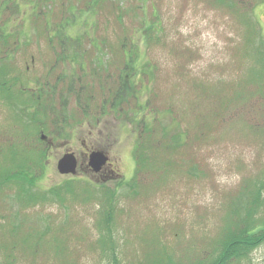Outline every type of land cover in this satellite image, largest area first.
<instances>
[{
  "label": "rangeland",
  "instance_id": "rangeland-1",
  "mask_svg": "<svg viewBox=\"0 0 264 264\" xmlns=\"http://www.w3.org/2000/svg\"><path fill=\"white\" fill-rule=\"evenodd\" d=\"M73 1L78 7L87 3V0ZM232 1L103 0L97 4L95 15L75 13L64 31L72 37L79 36L80 48L100 56L104 63L110 59L115 65H122L123 51L129 47L128 37L138 43L140 56L136 61L137 68H141V62L149 63L146 79L149 81L153 77L152 90L145 91L139 98L143 104L147 101L148 106L142 109L146 119H151L154 109L173 107L182 128H196L189 112L192 109L190 105L199 103L197 111L202 113L205 97L214 100L217 119L209 121L206 140H192L190 151L193 153L185 149V154L174 153L172 160H168L170 165L161 162V166L165 165L160 170L161 179L152 178L148 197L142 195L133 199L126 191V182L135 173V121L138 119V113L132 111L135 100L130 97L122 107L107 110L98 122V118L78 117L70 103V111H73L76 121H72L59 137H43L46 152L41 175L33 187L47 195L54 187L73 182L77 192L81 187H87V181L92 194H79L80 197L74 200L67 196L62 202L64 205L55 202L56 198L52 196L49 200L28 206L20 204L14 189L9 188V195L0 197V264H51L52 257H55L52 247L45 248V254L37 255L27 249L38 233L42 236L41 241L54 243L53 237L61 238L60 232L69 240L70 255L77 254L81 264L98 263L96 253L99 248L92 251L89 246L96 245L99 236L95 224L103 210L100 198L105 187L113 189L117 186L113 238L122 255L139 258L138 255L150 251L151 245L173 255L185 248L189 241L196 243L218 235L229 205L232 206L248 184L253 186L264 179V110L259 108L255 98L249 99L245 106L243 103L254 89L251 84L243 85V79L254 63L251 53L254 54L252 48L258 41L257 37L264 36V0L249 10V19L242 15L245 12L239 10L242 5H233ZM41 6V11H46L47 6ZM28 8L26 4L9 30L20 31L24 22V30L33 38L36 30L41 31L44 19L40 15L34 23L30 22ZM51 9L53 13L48 14L49 19L55 23L61 13L53 3ZM67 15L65 13L63 17ZM149 23L152 28L145 27ZM96 36L106 42L102 49L93 51L91 40ZM40 46L42 56L46 58L44 42ZM24 51L15 55L19 61L15 63V74L20 81L32 75L25 70L21 72L22 59H28L30 52L35 59L39 55L35 47L26 53ZM113 71L116 73L115 69ZM240 91L245 101L242 98L239 102L230 99ZM251 104H254L253 109L249 108ZM9 116V109L0 103V130L10 129L12 120ZM158 116L161 123L169 121L168 112H158ZM171 124L169 121L170 127L173 126ZM90 130L93 136L102 138L100 147L107 149L112 157L123 158L122 175L117 180L96 183L94 179L58 172L56 164L64 151L72 149L79 152L82 140L88 141ZM29 139L36 143L33 134L30 133ZM189 159L200 169L195 176L187 174ZM66 219L68 224H65ZM62 225L66 228L63 229L64 234L59 230ZM172 226L176 229L172 230ZM160 233H163L161 237ZM155 237L156 242L151 244ZM53 264H56V258ZM249 264H264V242L250 253Z\"/></svg>",
  "mask_w": 264,
  "mask_h": 264
},
{
  "label": "trees",
  "instance_id": "trees-1",
  "mask_svg": "<svg viewBox=\"0 0 264 264\" xmlns=\"http://www.w3.org/2000/svg\"><path fill=\"white\" fill-rule=\"evenodd\" d=\"M100 1L103 0H87L84 7H78L73 0H0V103L9 109L11 114L9 117L12 120L10 129L5 127L0 130V197L9 195V188H13L20 204L34 206L49 200L52 196L56 198L55 202L63 205L65 203L62 202L67 196L73 200L80 197L79 194L88 193L87 195L91 196L92 190L88 188L87 181H85L87 187H81L77 192L73 182L54 187L47 195L43 190L33 187L43 167L46 152L43 137L47 135L59 137L67 131L66 128L71 126L72 121H76L72 115L73 111H70V103L73 104V110L78 117L100 118L107 110L118 109L123 103H128L130 97L135 100V106L132 108L134 113H138V119L135 121V173L126 182L128 187L126 191L133 199L142 195L149 196L147 192L152 178L155 176L161 179L160 170L165 168V165L161 164L167 162L170 165L171 162L168 160H172L174 153L185 154V149L191 152L193 139L208 138L209 121L217 119V107L210 97L204 98L202 113L197 111L199 103L190 105L192 109L189 112L196 128L188 126L182 128L180 119L175 117L173 107L154 109L153 117L146 119L142 109L148 106L147 101L143 104L139 102V98L150 89L153 77L147 81L146 76L149 72L146 69H149L150 64L144 60L145 63L141 62V68H137L136 61H139L140 56V48L136 45L138 43L128 37L129 47L123 51V63L115 65L112 60L109 61L110 59L104 63L100 56L89 54L86 48H80L79 36L72 37L64 31V27L72 21L75 13L87 12L95 15ZM222 1L224 0H219ZM262 1L234 0L232 3L242 5V8L237 9L245 12L242 15L249 19V10L253 9L255 3ZM51 3L55 4L61 13L60 19L55 23L50 21L48 15L53 13ZM26 4L29 5L30 22L34 23L40 15L44 19L41 31L36 30L33 38L24 30V22L20 31L9 30L13 26L12 21L25 10ZM41 4L47 6L46 11H41ZM65 13L68 15L63 17ZM145 27L152 28V24H146ZM9 36L12 38L9 39ZM257 38L258 41L252 48L254 54L251 53L254 63L249 66L243 79V85L251 84L254 89L246 101L242 91L236 92L230 99L239 102L242 98L245 106L249 99L255 98L258 100L259 108L264 110V36ZM43 42L48 55L46 58H43L40 49ZM105 42L96 36L95 40H91L93 51L102 49ZM33 47L38 51L37 59L30 52L28 59H22L24 62L20 65L21 72L25 70V73L32 75L20 81L19 76L15 74L17 67L15 63L19 62L15 55L18 51L23 54V49L26 53ZM97 65L99 67L95 69ZM34 84L35 87L32 88ZM253 105H249V108L253 109ZM161 111L165 114L168 112V120L171 121L172 127L169 126V121L161 123L158 116V112ZM30 133L34 135L36 143L29 139ZM189 163L188 176L197 175L200 169H197L196 163L191 159ZM116 187L114 190L105 187L100 198L103 210L95 224L99 229V236L96 245L89 246L92 251L96 250V247L99 248L98 252H95L98 256L96 259L98 263L95 264H249L250 253L264 242V179H262L253 186L248 184L236 197L235 202H232V206L229 205L224 223L213 239L205 238L196 243L189 241L185 248L173 255L153 245L149 252H144L142 256L138 255L139 258L122 255L120 248L116 247L117 241L113 238ZM65 224H68V219ZM63 229L66 228L62 225L59 230L64 234ZM175 229L176 227L172 226V230ZM161 235L163 233H160V237ZM60 236L61 238L57 239L53 237L52 242L54 240L55 242L49 243L44 239L41 241L42 236L38 233L27 250L37 255L45 254V248L52 247L55 257H52L51 264L55 258L56 264H81V258L77 254L70 255L68 238L61 232ZM154 242L156 237L151 244Z\"/></svg>",
  "mask_w": 264,
  "mask_h": 264
},
{
  "label": "flooded vegetation",
  "instance_id": "flooded-vegetation-1",
  "mask_svg": "<svg viewBox=\"0 0 264 264\" xmlns=\"http://www.w3.org/2000/svg\"><path fill=\"white\" fill-rule=\"evenodd\" d=\"M100 118L96 119L98 122ZM93 131H89V139L86 141L82 140V147L79 152L73 151L72 149L66 151H72L76 158V175L75 177H87L90 180L94 179L96 183H108L111 181H115L121 176V166L123 165V158L121 156H114L109 154L107 149L100 147V140L98 135H92ZM108 140V139H107ZM64 151V152H66ZM102 152L107 158L105 163L99 168V170H95L90 165V154L93 152ZM126 164V161H125Z\"/></svg>",
  "mask_w": 264,
  "mask_h": 264
},
{
  "label": "water",
  "instance_id": "water-1",
  "mask_svg": "<svg viewBox=\"0 0 264 264\" xmlns=\"http://www.w3.org/2000/svg\"><path fill=\"white\" fill-rule=\"evenodd\" d=\"M106 157L102 152L90 154V165L97 171L105 163ZM56 168L60 174L76 173V158L73 152H65L57 161Z\"/></svg>",
  "mask_w": 264,
  "mask_h": 264
}]
</instances>
